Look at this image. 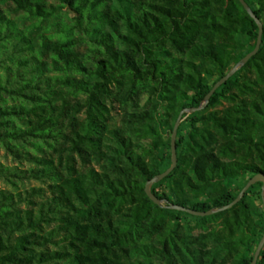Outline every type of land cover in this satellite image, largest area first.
I'll list each match as a JSON object with an SVG mask.
<instances>
[{
  "label": "trees",
  "instance_id": "1",
  "mask_svg": "<svg viewBox=\"0 0 264 264\" xmlns=\"http://www.w3.org/2000/svg\"><path fill=\"white\" fill-rule=\"evenodd\" d=\"M11 1L34 21L39 42L33 46L31 29L23 31L0 10V141L29 144L34 152L64 141L67 164L77 155L93 159L100 171L78 174L71 166L50 186L62 202L53 209L61 224L47 236L37 234L47 216L15 220L2 195L0 264H251L264 216L254 223L248 197L262 183L233 208L207 217L158 206L145 192L172 165V153L159 157L164 128L173 132L181 112L201 106L255 49L259 28L240 1ZM245 1L263 23L259 52L214 93L204 115L186 118L177 134V166L151 188L156 197L199 212L231 204L252 177L264 174V0ZM244 35L252 47L239 57ZM45 71L54 74L43 79ZM207 76H215L211 84ZM111 101L124 108L114 129ZM166 146L171 151V138ZM34 161L59 175L52 161ZM202 196L208 201L194 202ZM258 196L262 201L261 190ZM180 216L197 219L202 232L184 231ZM54 243L63 250L34 254ZM257 264H264V248Z\"/></svg>",
  "mask_w": 264,
  "mask_h": 264
},
{
  "label": "rangeland",
  "instance_id": "2",
  "mask_svg": "<svg viewBox=\"0 0 264 264\" xmlns=\"http://www.w3.org/2000/svg\"><path fill=\"white\" fill-rule=\"evenodd\" d=\"M43 1L47 6L58 5L57 0ZM0 10L3 11L9 18L16 20L23 31H30L34 21L22 18V13L16 9L15 4L11 0H0ZM63 18L64 20H66L65 15H63ZM54 22L51 20L48 21V23L53 24V28H55ZM31 42L33 46L38 45L39 35L37 34V32H35V30L32 31ZM241 43L243 44L244 49H241L237 52V56L239 57H241V55L245 51L251 49L252 47V43L250 42L249 37L246 35L241 37ZM79 50L81 52H85L86 47L82 45L79 47ZM22 56L23 55H17L16 58H21ZM242 60H240L239 63H241ZM45 61L47 63L51 62V60L47 56L45 57ZM235 66H237V64ZM241 68L242 67H240L239 70ZM238 71L236 73H238ZM3 72V67L0 65V74H3ZM53 74L54 73L52 71H45L42 78L47 79ZM214 79L215 76H207V80L210 84ZM38 96H40V98H45V95L42 91L38 92ZM148 99L149 95H143L140 101L141 105L145 106L148 102ZM107 104L111 110V117L110 121L108 122V127L111 129L118 128L121 124V120L124 114V108L116 101L107 102ZM224 105L226 106L227 103H224ZM221 108L222 107H220V109ZM128 110L130 111L131 109L128 108ZM195 113H199V115L201 116L204 115L206 113V107ZM190 115L192 114H184L183 121L180 123L179 127L183 125V122ZM80 117L83 118L84 116L81 115ZM24 125L25 123H23V126ZM173 126H175V124ZM65 130L66 129H64V131ZM163 131L165 135L163 138V145H161L160 148V158L162 156L166 157L171 153L169 148L166 146V142L169 138H171L172 131H170L166 127ZM149 143L150 140L143 141V144ZM34 158H37L38 160L44 158L52 161L54 169L56 172H58L59 175L52 174L49 176V170L47 169V167L45 165H41V163L35 162ZM73 158V162L70 161V164L66 163V161L68 160V153L65 151L64 141L58 142L55 148L47 147L40 152H34L31 145L29 144H25L24 146H17L16 143L12 142L9 146H7L0 141V201H2V195L8 197L9 200L7 202H4L5 204H8L10 206L9 210L12 212L15 220L25 221L28 213L33 216H37L39 213L44 214L45 216H47V218H49V220L47 223H44L42 225L41 231L37 232V234L41 236H47L50 231L57 229L60 226L61 222L59 219V215L54 214L53 209L61 206L62 202L60 201L58 195L52 192L50 186L57 183L60 175H67L72 173L71 166L75 168V171L78 174H84L91 168H94L96 171H100L99 164L93 159H90L87 162H83V160L80 159L77 155H73ZM60 160L62 161V163H60ZM54 175L55 177L52 178L51 176ZM260 190L262 197V188H255L253 190V193L248 197V202L251 206V214L254 223L256 224H260L262 217L264 216L263 202L258 196V192ZM164 200L167 199L164 198ZM197 201L206 202L208 201V197L202 196L201 198L194 200V202ZM62 210L64 214L71 212L69 208L65 207H62ZM180 218L181 220L179 221V224L183 226L184 231L187 232L189 226V228H192V234L195 236L202 232V229L198 227L199 221L197 219L186 216H180ZM30 231L31 230L14 233L10 238L11 242H14L16 236L28 233ZM254 239L256 240L257 237H255ZM55 240V242H57L59 240V237H57ZM61 250H63V246H58L54 243L48 244L46 247L37 246L34 254H38L39 252H52ZM60 264H66V262L63 261ZM157 264H161V261L157 262Z\"/></svg>",
  "mask_w": 264,
  "mask_h": 264
},
{
  "label": "water",
  "instance_id": "3",
  "mask_svg": "<svg viewBox=\"0 0 264 264\" xmlns=\"http://www.w3.org/2000/svg\"><path fill=\"white\" fill-rule=\"evenodd\" d=\"M240 3L243 5V7L245 8V10L248 12V14L251 16V18L255 21L256 25L259 28V32H258V38H257V42H256V46L255 49L250 52L249 54H247L241 63L237 64V66H235L226 76H224L221 80H219L212 88V90L209 92V94L206 96L204 103L198 107V108H190V109H185L183 110V112H181V114L179 115L175 126L173 128V132H172V136H171V153H172V165L171 167L166 170L165 172H163L162 174L157 175L156 177H154L153 179H151L150 181H148L146 183V187H145V192L148 196V198L156 205L161 206V207H167L171 210H176V211H181V212H185L188 213L192 216L195 217H207V216H211L215 213L218 212H222L225 210H229L231 208H233L234 206H236L241 200L242 198L245 196V194L247 193V191L255 184L257 183H262V202H263V206H264V174H257L254 177H252L247 184L245 185V187L242 189V191L239 193L238 197L229 205L224 206L220 209H213L210 210L208 212H199L196 210H192L190 208L187 207H183V206H179L176 204H173L171 202H169L168 200H164V199H160L158 197L155 196V194H153L151 188L155 183H158L162 180H164L177 166V152H176V140H177V134H178V128L180 123L183 121V117L184 114L189 113V114H193L197 111H200L202 109H204L211 97L214 95V93L222 86L224 85L230 78H232L236 72L239 70L240 67H243L245 64H247L249 62V60H251L255 55H257V53L259 52L260 48H261V44H262V35H263V23L257 18V16L252 12L250 6L248 5V3L245 0H239ZM166 204V205H164ZM264 248V235L254 253V257L253 260L251 262V264H257L259 257L261 255V252Z\"/></svg>",
  "mask_w": 264,
  "mask_h": 264
}]
</instances>
